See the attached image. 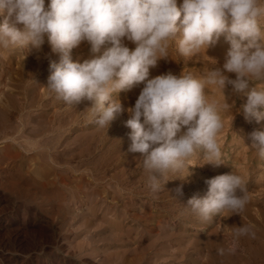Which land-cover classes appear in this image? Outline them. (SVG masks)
<instances>
[{"label": "clouds", "instance_id": "clouds-1", "mask_svg": "<svg viewBox=\"0 0 264 264\" xmlns=\"http://www.w3.org/2000/svg\"><path fill=\"white\" fill-rule=\"evenodd\" d=\"M0 17V49L39 52L46 39L58 56L49 62L44 87L56 99L68 106L91 101L88 110L101 128L117 114H129L128 151L141 154L154 195L162 190L163 176L182 170L198 150L209 165L221 164L217 136L223 122L215 101L204 94L206 87L214 86L221 106L230 110L222 89L231 85L246 96L238 110L245 119L264 120V89H249L250 82L264 81V0H180L179 7L177 0H47V6L45 0H0ZM221 35L230 45L223 72L204 68L200 77L183 71L148 78L149 68L169 57L173 43L178 58L198 59V51L205 52ZM124 40L135 47L130 50ZM82 42L100 54L74 61L72 50ZM224 73H234L235 79ZM141 82L134 104L122 105L118 93ZM248 140L245 146L264 157V130L251 131ZM206 183V195L191 197L186 207L202 220L245 208L246 186L240 175L222 174ZM175 191L181 194L180 187ZM231 228L237 237H255L253 225Z\"/></svg>", "mask_w": 264, "mask_h": 264}, {"label": "rangeland", "instance_id": "rangeland-1", "mask_svg": "<svg viewBox=\"0 0 264 264\" xmlns=\"http://www.w3.org/2000/svg\"><path fill=\"white\" fill-rule=\"evenodd\" d=\"M45 1H46L45 6H47V0ZM179 1L180 0H177V2ZM123 42L127 47H129L130 50L135 47L133 46L135 44L131 41L128 42V40L126 41L124 40ZM43 46L46 47V50H45V47ZM229 47L230 45L224 39V36L221 35L214 45H209L207 47L205 52H204V49L202 48L200 49L202 51L200 50L198 51V53L196 54L198 59L196 58L191 59V58H186V57L178 58L176 46H175V43H173L171 46L172 54L170 53L169 55L170 57L172 55H175V58H177L179 61L183 59L182 60L183 62H181V65L182 64L183 65L182 66L180 65L177 67L176 64L171 65V64L166 63L162 59H161L162 61L158 60L157 62L159 63H157L154 66V68L153 67L149 68L148 78L150 79L158 75H162L165 73V72L162 73L163 71H166L167 73H171V74H175L176 72H178L177 74L180 75L182 74L184 70V72H191L193 75L197 77H200L204 74L203 73L204 68H208L209 70L216 69V68H219V69L222 68L221 71L223 72L224 71L222 67L223 65L221 64H224L223 60H225V55ZM75 49L72 50L71 55L73 58H75L76 56L77 57L75 58L76 61H80V62H82L85 59L92 58L93 55L100 54V53H96V54L91 53L90 46L88 45L87 42H82L81 45ZM42 50L50 54L52 53L50 49V45L47 43L46 39H45V43L42 45ZM102 50H103V47L101 51ZM218 52L219 53L223 52V55L221 53L220 55ZM52 55H54V53H52ZM1 57L2 56L0 54V58ZM31 57H32L31 54L28 55V58H30V60H31ZM30 60L29 59L27 60L28 62H30V64L32 63L30 70L32 72H37L38 71L37 66L33 65V61H30ZM44 71H47V70L44 69ZM224 74L227 75L230 79H235L234 73H224ZM47 77H48L47 74H42L43 80L40 84L36 86V89H37L36 93L38 95L41 94L44 100L49 102L50 104H52L55 101V107L52 108V111L55 112L56 114L57 112H59V114H57L56 116H54L53 114H50L48 115V119L56 121L55 119L57 117L58 122L56 121V123L54 124L58 125L59 123L62 127L61 130L67 129V125L69 124L68 128L69 127L75 128V131L78 132V134L77 133L76 134L87 137L86 138L87 144L89 142L88 147H86V144H85L86 142L85 141L83 142L86 148H84L85 149L84 151H83V148L80 149L82 157L80 156L81 158H79V160L80 161L81 160L82 161L91 160L93 166H88V167L83 166V168L79 167L78 173L73 174V177L75 176L76 178L79 173L84 174L85 180H90V176H103L106 179V180L104 179V182H106L105 189L106 190L108 189L107 191H109V193L113 192L112 194H116V195L121 194V196L124 197L125 207H127L131 216L135 214L140 215L143 221L148 222L152 220L154 223L156 221L157 224H160L159 226H162V227H159L158 225L155 224V226H157L158 228L156 227L155 230L151 234L156 235L157 231L159 232L158 229H160L161 231L166 230L165 231L166 233L163 232L164 233L163 235L171 233L172 231L174 234L172 237H170V234L163 236L161 235V231H160L159 235H161L160 237H162V239L160 240V245H157V246L151 245V242L155 240L154 235H151V238H149L150 235L149 236L147 235V238H145L146 236L144 235L143 237L146 239L144 240L145 242L143 241L141 243L139 241L138 243L142 246L135 243V239L137 238V236L135 237L136 234L133 233L134 231H132V233L130 232L128 236H119V238H117V236H115L114 233L110 232V228L112 229L111 225L113 222H112L111 213H108V210H109L108 205H110L112 201H109L108 199L107 205H104L105 208L103 206L104 213H102L100 210H97L96 211L97 213H95V216L97 217H94L93 215V217L95 218L93 220V217H91V214H90V206H91L90 202L88 203V200L84 199L86 198L85 196L88 191L87 187L84 186L83 188H81L82 187L81 186L80 187L81 190H80L78 189L79 188L78 185L77 186L74 185V188L71 189L74 191L73 193H75L73 194V197H72L73 199H72V198H69L70 196L67 197L64 192H60L55 187L46 186L44 182H42V180L39 178V176L36 177L35 174L32 172L30 174V178H26L24 176L21 177L23 178L22 184L21 186L16 187L12 179L14 178L16 179L17 177L15 176L19 177L20 172L18 171V168H15L13 169L14 171L8 170L6 174L5 173L2 174L0 172V264H187L188 262L186 263L185 261L179 262V261H182L181 259H183L184 252H188L189 254L191 253L190 254L191 258L195 260H201L200 258L202 256L197 254V252L192 253L193 249L189 248L190 246L186 245V243H188L189 240H190L189 241L190 243L195 234L204 233L200 229L202 227L199 226L200 228L197 227V230H194L195 227L192 226V223H189L186 225L188 228V230L186 231L178 232L176 230H171L170 227L175 226V224L177 223V219L175 218L169 219L166 212H169V214L176 212L177 206L180 205V203H182L181 197L175 196L171 192L173 188H177L181 184V183L179 184L175 183L176 180L184 179L187 176H190L192 178L197 177L199 179H203V181H207L210 179L211 165L208 164L209 161L204 156L203 151L198 150L193 156H191L186 161L185 166L182 170L175 171V172H172V171L167 172L161 180V183L163 184L162 190L158 194L154 195L147 185V175L145 174V171L143 170L141 162H140V160L142 159L141 154L129 152L127 150L130 145L129 133L131 130L128 127H126V125H124L125 123L122 120L121 116L116 115L115 119L110 122L107 128L98 127L95 124L92 115H90V111L87 109L91 105L90 101L84 100L83 102V99H82L79 103L73 104L72 106H67L64 102H63L64 103L63 105L62 101L56 99L54 95L50 93L48 95L49 91L44 88L46 87V84H47ZM255 85L259 88L264 89V81L250 82L249 89H251ZM142 87H143V82H141V84L139 85L134 86L132 89L128 91L119 92L118 99L120 100L122 105L131 106L132 104H134V101L137 98L139 91L141 90ZM213 88L214 86H209V91L207 90V87L203 91L206 96L209 95L210 102L215 101V103L217 104L216 105L217 111L219 112L222 122H223V127L221 128L217 136V143L220 145L221 152H222L221 164L224 165L227 162L231 163L232 159H237L239 162L241 161V158L243 156H246V153L248 151H251L256 161L255 171L253 173V178H252L254 182L253 183L254 187L250 188L249 190H246L245 195L247 197V200L249 199H252V200L262 199L263 200L264 199V157H260L257 154L255 149H252L250 147L248 148L245 145L249 143L248 134L251 131L264 130V120H261L259 122L255 121L254 119L246 120L243 112L238 111L240 109V105L244 103L246 100V96L244 95L243 92L241 93L235 92L232 89L231 85H228V84L225 85L224 89H222V94L224 95V97L227 96L225 98V101L227 100L226 103L232 104V108L230 110H227L221 106L222 101L219 96V93L215 90V88L213 90ZM249 89H245L244 92H247ZM0 90H1L0 92L2 91L5 92L6 88L4 87L3 89L1 87ZM71 107L73 108L71 109ZM70 113L72 116L70 115ZM63 114H66V115H63ZM67 117L69 120L67 119ZM70 117L73 120L72 122L70 121ZM61 118L63 119V121H66L67 123L63 122ZM141 123H143V117H141ZM57 125H54V127H56ZM88 129L94 131V133L90 132V130ZM92 143L94 144V146ZM155 146L157 145H153V147ZM87 148H88V151H87ZM20 152H21L20 157L26 156V153L22 149L20 150ZM109 154H111L112 156ZM106 155L109 158L106 157ZM100 157H101V160H100ZM0 158H1V155H0ZM1 160L2 159H0V161ZM109 160L111 163L109 162ZM119 161L121 162V164ZM104 162H107L105 163L107 164L106 166ZM123 163L125 164L124 166H123ZM101 164H104V165H101ZM91 167L94 170L91 169ZM91 170L93 172H91ZM119 173L124 174L123 175L124 177L126 175V177L128 178H134V181H138L141 177L142 178L139 182L136 183V185H133V186L131 185L130 187V185L128 184L129 187H127L128 186L127 185L125 189L123 190L121 187H119L115 183V179H113L116 175L118 177ZM57 176H61V174L58 173ZM213 177L214 176H212V178ZM31 178L32 180L33 179L34 180L32 181ZM24 181H26L27 183H25ZM34 182L36 184H33ZM41 182L44 185H41L42 184ZM38 183L40 184L38 185ZM75 187H78L76 188L77 190L75 189ZM137 187H139L138 189H140V191L142 192V195L140 196H136L133 194V191H134L133 189H136ZM207 189H208V184L205 183L204 187H202L201 189H198L197 191H193L192 194L194 196L201 198L206 195ZM83 190H86V191L84 192ZM80 193H83L84 195ZM50 194L55 197V198L53 197L54 199H52L51 202L46 200V198ZM80 195H83V196H80ZM56 198H59V199H56ZM150 198H153V200H150ZM66 199H67V202H66ZM149 201L154 202L156 204L158 203V207H152L148 209L149 213H147L146 215H143L141 211L144 208L146 209L148 208ZM78 203L80 204L78 205ZM81 204H83V206ZM97 204L98 206H100V203H97ZM81 212L83 214L85 212L86 213L82 215ZM87 212L89 213L87 214ZM70 213L72 216H69ZM252 214H254V211H252ZM85 215L88 217H86ZM216 216H214V218ZM254 217L257 220L259 219L255 216V214H254ZM85 218L86 219L88 218V220L85 221ZM96 221L97 223L95 224ZM99 221L101 224L98 223ZM82 224L84 226L83 228H82ZM102 224L104 225L101 227ZM246 224L252 225L247 220H246ZM88 225L89 227L87 228ZM189 225H191L192 227ZM208 225L212 226V224H208ZM215 225H217V223ZM97 227L101 229H98ZM164 227L167 229H165ZM99 230L101 231L99 232ZM106 232L107 234L105 235ZM156 236L155 238H158V234ZM230 238L231 237L225 238L224 240L225 249L223 250L224 253H222V256L220 254L221 257H218L221 259L222 257L227 256L226 261L228 260L231 261L233 257H236L237 253H238V256H241L243 254L240 251L241 250L240 240L243 242V238H245V235H242L240 237L236 236L234 238L232 237L231 239ZM114 244L115 245L117 244V246L115 247ZM149 244L151 246H149ZM143 245H145V247ZM178 246H180V248ZM262 252H263L262 249H258L256 253H254V256H255L254 261L256 262L255 263L253 262L252 264H264V257H263L264 255H262L264 253ZM229 253H231V255ZM243 263L244 262H241L240 264H243ZM246 264H249V263H246Z\"/></svg>", "mask_w": 264, "mask_h": 264}, {"label": "bare ground", "instance_id": "bare-ground-1", "mask_svg": "<svg viewBox=\"0 0 264 264\" xmlns=\"http://www.w3.org/2000/svg\"><path fill=\"white\" fill-rule=\"evenodd\" d=\"M179 4H180V1L177 2L178 7H179ZM0 19H2V17H0ZM128 46H130V45H128ZM133 46H135V45H133ZM43 47H45V46H43ZM45 50H46V47H45ZM200 51H202V50H200ZM170 53L172 54L171 46L169 48V54ZM0 54L2 56L0 58V89H1V87L3 89H4V87L6 88V91L4 90L5 92H3V91L0 92V96H1L0 97V145H1L0 146L1 147L0 148V150H1V152H0L1 158L0 159H2L0 161V172L2 174H4V173L6 174L8 170L11 171L15 168H18V171L20 172L19 177L15 176L17 174L15 172L16 174L14 176L17 178L15 179L13 177L15 180L12 179V181H14V185L16 187L21 186L22 181H23V178H21V177L24 176L26 178H30V174L32 172L35 174L36 177L39 176V178L42 180V182H44V184L46 186L57 188L60 192H64L67 197L70 196L69 198H72L73 194H75V193H73L74 191L71 190L72 188H74V185L79 186V188L75 187V189L76 188L80 189L81 186H82L81 188H83L85 186V187H87L88 191H87L86 196H85L86 198H84V197H82V198L87 199L88 203L90 202L91 217H93V215H94V217H97V216H95V213H97L96 212L97 210H100L102 213H104L103 212V206L107 205L108 199H109V201H112V203L110 205H108V208H109L108 213H111L112 222H113L111 225L112 229L110 228V232L114 233V235L117 236V238H119V236H128V234L130 232L132 233V231H134L133 233L136 234L135 237L137 236V238L135 239V243L138 244L139 241L142 243L144 240H146L145 238H147V235L148 236L150 235L149 238H151V235H154L155 240L152 239L153 242H151V245L152 246L160 245V240L162 239V237H160V236L164 234L163 232H165L166 231L165 229H167V228L164 227L165 231H161L160 229H158L159 230V232L157 231L158 238H155V236L157 234L155 235V234H151V233L157 227V226H155V224L158 226L160 224H157L156 221L154 223L152 220L145 222L142 220V217L140 215L135 214V215L131 216L129 213V210L127 209V207H125L124 197H122L121 194L116 195V194H112L113 192L109 193V191H107L108 189L107 190L105 189V183L106 182H104L105 178L103 176H90V180H85L84 174L79 173L76 178H75V176L73 177V174L78 173L79 167L83 168V166H87V167L93 166L91 160H87V161H82V160L80 161L79 160V158L82 157L80 149L83 148V151H84L85 150L84 148L88 147V145H89V142L87 144V141H86L87 137H84L82 135H77L78 132L75 131V128H71V127L68 128L69 124L67 125V129L61 130L62 127L59 123H58V125L54 124V123H56V121L58 122L57 117L55 119L56 121L49 120L48 115L53 114L54 116H56L57 114H59V112H57V114H56L55 112L52 111V108L55 107V101L52 104H50L49 102L44 100V98L41 94L38 95L36 93V90H37L36 86L38 84H40L43 80L42 74H47V76L49 74V62L50 61H57L58 56L55 54L52 55V53L50 54V53H48L42 49H41V51L38 52V51L33 50L31 48H28V49H25L22 51L19 49H15V50H13V49H0ZM30 54L32 55L31 60H30V58H28V55H30ZM221 54L223 55V52ZM220 55H218V56H220ZM75 58H77V57L75 56ZM75 58H73L74 61H76ZM28 59L30 61H33V65L37 66V68H38L37 72H32L30 70L32 63L30 64V62L27 61ZM162 60L168 64H171V65L176 64L177 67L181 65V62H183L182 61L183 59H181L179 61L177 58H175V55H172L171 57L169 55L168 58H164ZM185 60H186V58H185ZM188 61H186V62H188ZM223 61L225 62V60H223ZM223 61H222V63H223ZM157 63H159V62H157ZM166 63H165V65H166ZM221 65H223V64H221ZM159 66H160V64H159ZM159 66H158V68H159ZM33 68H34V66H33ZM44 69H46L47 71H44ZM162 73L168 74L166 71H163ZM177 73L178 72H176L173 75L179 76ZM164 74H162V75H164ZM42 84H44V83H42ZM207 90L209 91L208 88H207ZM213 90H214V88H213ZM48 95H49V92H48ZM83 102H84V100H83ZM90 103H91V101H90ZM63 105H64V103H63ZM105 106H107V104ZM72 108L73 107H71V109ZM58 109H59V107H58ZM63 115H66V114H63ZM70 115H71V113H70ZM90 115H91V112H90ZM117 116H121L124 123L129 118V115L126 114V112H121V113L117 114ZM67 119H68V117H67ZM62 121H63V119H62ZM70 121L71 122L73 121L71 117H70ZM50 122H51V124H50ZM63 122H66V121H63ZM53 124L57 125V126L54 127ZM66 130H67V132H66ZM88 130H90V129H88ZM90 132L94 133V131H92V130H90ZM97 138H98V136H97ZM103 139H105V138H103ZM84 141L86 142L85 143L86 147L84 146V143H83ZM90 146H91V144H90ZM93 146H94V144H93ZM20 148L26 153L25 157H20V153H21ZM103 150H101V151H103ZM87 151H88V148H87ZM89 152H90V150H89ZM121 153H123V152H121ZM109 155H111V154H109ZM253 156H254L253 153H251V151H248L246 153V156H243V157L241 156L242 158H241V161H239V162L237 159H232L231 160L232 164L227 162L224 165H222V164H219L218 166H212L211 165V167H210V172H211L210 179L212 178V176L215 177V176L222 175V174H233L234 173V174L240 175L243 178L245 186H246V190L253 188L254 182H253L252 178H253V173L255 171V162H256ZM106 157H108V156L106 155ZM100 160H101V157H100ZM109 162H110V160H109ZM105 163H107V162H104V164ZM104 164H101V165H104ZM120 164H121V162H120ZM106 165L107 164H105V166ZM124 165L125 164L123 163V166ZM105 166H104V168H105ZM91 169H93V168L91 167ZM91 172H93V171L91 170ZM58 173L61 174V176H57ZM122 173H123V171H122ZM122 173H119L118 177L115 174L116 176L113 179H115V183L119 187H121L123 190L125 189V187L128 184L130 185V187H131V185L132 186L136 185V183L139 182L142 178L141 177L138 181H134V178H128V177H126V175L124 177L123 176L124 174H122ZM130 173H131V171H130ZM32 176H34V175H32ZM5 179H6V177H5ZM9 179H11V178H9ZM31 180H32V178H31ZM9 181H11V180H9ZM24 182L27 183L26 181H24ZM30 183H31V181H30ZM175 183H178V184L181 183L180 186L178 185L181 189V194H177V192L175 191L177 188H173L171 192L175 196L181 197L182 203H180V205L177 206L176 212H173L170 214H169V212H166L169 219L170 218L171 219H174V218L177 219V223L175 224V226L170 227L171 230H176L178 232L179 231H181V232L186 231V230H188L186 225L189 223H192V226L195 227L194 230H197V227L201 226L202 228H200V227L199 228L204 232L201 234H195L193 239L191 238L192 239L191 242L189 243V241H190L189 240L188 243H186V245L190 246L189 248L193 249L192 253L197 252V254L201 255L202 257L204 256V257L203 258L201 257L200 258L201 260H195V259L191 258V255H190L191 253L189 254L188 252H184L183 253V259H181L182 261H179V262L185 261L186 263L188 262L187 264H240L241 262H244L245 264L246 263L252 264L253 262L254 263L256 262V261H254L255 260L254 253H256V251L258 249H262L263 250L262 253H264V199L263 200L262 199L261 200L249 199V200H247V204H246L245 208L242 211H240L238 214L233 213L230 210H223L215 218L213 217L212 219L205 221V220H202L201 218H199V216L197 214L190 211L186 207H188L187 201L191 198L190 196H192V197L194 196L192 194V192L197 191L198 189H201L202 187H204V184L206 183V181H203V179H199L197 177L192 178L190 176H187L184 179L176 180ZM33 184H36V183L34 182ZM39 184L40 183H38V185ZM44 184L42 183L41 185H44ZM129 185L127 187H129ZM138 188L139 187H137L136 189H133L134 190L133 194L136 196L142 195V192ZM57 189H56V191H57ZM83 191L85 192L86 190H83ZM77 193H79V192H77ZM144 193H146V192H144ZM80 194H83V193H80ZM83 195H80V196H83ZM45 197H47V196H45ZM53 197L54 196H52L50 194L46 198V200L51 202L52 199L55 198V197L54 198ZM59 198H56V199H59ZM198 198H200V197H198ZM76 199H75V201H76ZM155 199H157V198H155ZM78 200H80V199H78ZM150 200H153V198H150ZM155 201H157V200H155ZM66 202H67V199H66ZM97 203H100V206H98ZM79 204L80 203H78V205ZM83 204H81V205L83 206ZM152 207H158V203L156 204L154 202L149 201L148 202V208L142 209V211H141L142 214L146 215L147 213H149L148 209H150ZM104 208H105V206H104ZM79 209H80V207H79ZM255 209H257V210H255ZM252 211H254L255 216L257 218H259L258 220L255 219L254 214H252ZM88 213L89 212H87V214ZM81 214L84 215L82 212H81ZM69 216H72L71 213ZM86 217H88V216H86ZM94 217H93V220L95 219ZM86 220H88V218L87 219L85 218V221ZM246 220L254 226L255 237L251 238V237L245 235V238H243V242L240 240V243H241V244L239 243L240 247H241L240 251L243 254L241 256H238V253H237L236 257H233V259L231 261L230 260L226 261L227 256L226 257L224 256L221 259L218 258V257L222 256V254L220 256V253H218V249H223V250L225 249V246H224L225 238L236 237V235L234 234V231L231 227H233V226L240 227L242 225H249V224H246ZM142 222H144V223H142ZM96 223H97V221L95 222V224ZM98 223H100V221ZM110 223H111V221H110ZM216 223H217V225H215ZM208 224H212V226H209ZM103 225L104 224H102L101 227ZM97 226H98V224H97ZM189 226H191V225H189ZM83 227L84 226L82 224V228ZM88 227H89V225L87 226V228ZM159 227H162V226H159ZM97 228L101 229L99 227H97ZM168 228H169V226H168ZM100 231L101 230H99V232ZM160 231H161V235H159ZM106 234H107V232L105 233V235ZM168 234H170V237H172L174 233L172 231L171 233H168ZM168 234H165L163 236H166ZM144 235L146 236L145 238L143 237ZM152 238H153V236H152ZM184 244H185V242H184ZM138 245H140V244H138ZM151 245L149 244V246H151ZM114 246L116 247L117 244L116 245L114 244ZM140 246H142V245H140ZM140 246H139V248H140ZM143 246L145 247V245H143ZM178 247L180 248V246H178ZM108 248H109V246H108ZM231 253H229V254L231 255ZM227 255H228V253H227ZM262 255H264V254H262Z\"/></svg>", "mask_w": 264, "mask_h": 264}]
</instances>
